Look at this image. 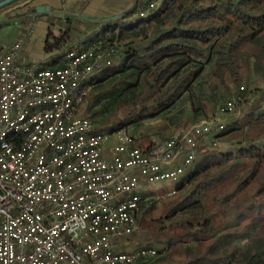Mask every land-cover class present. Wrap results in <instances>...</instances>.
I'll return each mask as SVG.
<instances>
[{"label": "trees", "instance_id": "trees-1", "mask_svg": "<svg viewBox=\"0 0 264 264\" xmlns=\"http://www.w3.org/2000/svg\"><path fill=\"white\" fill-rule=\"evenodd\" d=\"M64 21L58 34L50 33L48 21V67L63 65L65 50L77 40L99 39L118 50L89 80L81 105L100 132L170 121L188 104L190 117L175 123L186 128L211 117L210 106L239 97L240 113L199 141L197 160L169 190L177 195L163 203L158 219L147 216L159 191L142 196L148 199L136 221L145 244L136 249L160 254L149 264H264V86L251 87L249 80L252 72L264 79V0H134L107 19ZM163 132L160 141L181 133Z\"/></svg>", "mask_w": 264, "mask_h": 264}, {"label": "built area", "instance_id": "built-area-1", "mask_svg": "<svg viewBox=\"0 0 264 264\" xmlns=\"http://www.w3.org/2000/svg\"><path fill=\"white\" fill-rule=\"evenodd\" d=\"M37 14L23 18L21 30L6 52L0 53V129L5 124L26 127L0 148V264H142L157 256L145 248L137 256L120 251V238L137 228L139 205L148 197L131 198L124 187L174 179L197 158L199 141L220 130L218 115L233 114L237 98L165 141L140 145L128 129L121 139L114 132L63 141L75 126H95L83 113L73 123L65 115L74 108L62 102V92L77 75L96 64L112 62L118 50L106 46L98 53L91 45L85 58L72 60L78 44L65 52L68 61L32 78L34 63L22 62V52L33 35ZM243 87H241L242 89ZM88 92L74 100L83 102ZM41 96L61 98L56 109L39 112L27 124H17L19 112ZM97 210V218H90Z\"/></svg>", "mask_w": 264, "mask_h": 264}, {"label": "rangeland", "instance_id": "rangeland-1", "mask_svg": "<svg viewBox=\"0 0 264 264\" xmlns=\"http://www.w3.org/2000/svg\"><path fill=\"white\" fill-rule=\"evenodd\" d=\"M30 1L31 0H16L13 3H11V5L8 4L6 5V7L0 8V22L5 23V25H2V27H0V46L11 44L15 40L16 35L21 28L19 22L21 23L23 18L25 17V15H23L21 11L23 10L25 4ZM133 2L134 0H62L58 4L54 3L53 8L51 9V12L55 16H52L50 12L49 15L44 19V21L47 25H49L48 21L49 23H51L50 33L58 34L61 31V29L65 26L64 19L66 17L81 18L86 15L87 17L96 18V19H107L110 18L112 15L121 14L124 11L130 9L133 5ZM36 18L37 19L35 21V28L37 27L36 22L40 17L37 16ZM40 29H42V27H40ZM47 30H49V26ZM91 35L92 38H97V34L95 33V31H92ZM87 40L88 39L86 38L85 42H89ZM91 41H95V40H91ZM76 42L79 43L80 41L77 40L74 43ZM27 59H30V56L27 57ZM204 78L207 79V76ZM249 80L251 83V87L256 86L260 88L264 86V79L259 73H255V72L250 73ZM204 88L207 91L208 80H206ZM218 110H219L218 105L212 107L210 106L208 110L209 112L208 114L210 116L218 115ZM240 111H241L240 106L238 105L235 113L238 115ZM170 117H172L170 121H163L159 118L149 119L144 121L139 129H135L133 127H128L126 129H128V131L137 138V142L140 145L147 144L148 140L152 142L160 141V138L157 136V134L161 130L164 131L163 133L165 135H168L169 133L176 134L178 132H181L183 129L186 130L187 128L190 127L188 126L186 128H176V124H175L181 120H184L186 117L188 118L190 117L189 105L185 104L183 105V108H181L180 110L179 109L174 110L170 114ZM218 117H220L223 120L224 124L229 119V115H218ZM210 135L205 136L202 141L210 140ZM204 151L205 149L202 148L199 151V154L203 153ZM193 164L189 168H191ZM177 185H178V181L162 182L160 184H154L151 188L148 189L149 191L147 190L148 193L152 191H159L158 194L156 195L157 200H156L155 209L152 212H150L149 215L147 216L148 222H152L153 220H156L160 217V214L163 209V203L169 201L170 199L174 198L177 195V193H172L169 190L174 189ZM141 232L142 229L138 224L134 233L129 237V240H127L128 238H120L118 239V242L124 244L125 251L128 250L135 251L134 249H136L138 246L140 245L143 246L145 244L143 238L144 234H142ZM261 233L264 236V228L261 231ZM159 256L160 254L157 255L155 258H152L149 261L144 262L142 264H149L151 262H154L159 258Z\"/></svg>", "mask_w": 264, "mask_h": 264}, {"label": "bare ground", "instance_id": "bare-ground-1", "mask_svg": "<svg viewBox=\"0 0 264 264\" xmlns=\"http://www.w3.org/2000/svg\"><path fill=\"white\" fill-rule=\"evenodd\" d=\"M101 40L97 39L95 41H80L76 52H72V60H79V58H85L91 51V45H97ZM106 46L104 47L102 43L98 44V53H105ZM68 61V53L64 52L62 57L63 65ZM112 62L107 64H96L93 69L86 71L82 75H77L76 80L70 83L65 91L62 92V102H67V108L71 109L65 115V123H73L75 120L82 117L81 105L83 102H77L74 107V100L79 93L85 92L90 86L87 84L91 78H93L97 73L102 71L105 67L110 66ZM62 66V65H61ZM57 67H48L42 63L35 62L32 67V78H40L41 74L45 71H50L56 69ZM61 105V98H52L51 96H41L36 102H29L24 109L19 112V117H17V124H27L31 117L39 112L49 109H56V106ZM224 123L220 126V129L224 128ZM123 128L112 131L114 132V139H121V131ZM22 134H26V127L15 126V124H5L0 129V148L3 147L5 142L12 137H18ZM102 134H108V132H100L97 127L88 126H75L72 130L63 133V141L78 140L81 138H90L99 136ZM197 160V158H191L188 161V168ZM186 171H180L179 176L174 177V179H163L155 183H147L144 185H137L133 187H124V194H128L131 198H141L147 195V190L151 188L154 184H160L162 182H177L181 180ZM149 191V190H148ZM173 193V191H171ZM150 193V192H149ZM148 197V196H145ZM90 218H97V210H90ZM145 248H140L135 251H130V256H137L138 252H144Z\"/></svg>", "mask_w": 264, "mask_h": 264}, {"label": "crops", "instance_id": "crops-1", "mask_svg": "<svg viewBox=\"0 0 264 264\" xmlns=\"http://www.w3.org/2000/svg\"><path fill=\"white\" fill-rule=\"evenodd\" d=\"M61 1L62 0H31V3L28 4L26 7H24L23 10L21 11L23 14L29 7H34L35 5H40V4L45 5V6H49L48 13L37 14V16H39L40 18H38V21L36 22L37 27L35 28L33 35L27 40L26 44L24 45V49L22 52V62H24L26 64L38 62V63H42L45 66H47V63L51 62L53 60V58L50 54H45V52H44V42L47 38V29H48V25L45 23L44 19L51 12V9L53 8L54 3L58 4ZM31 14H33V13L31 12ZM50 14L52 16H55L52 12ZM83 17L86 18L87 16L85 15ZM21 24L22 23L19 22L20 26H21ZM39 26L42 27V29H40ZM20 30H21V28H20ZM20 30L18 31V33L20 32ZM18 33H17V35H18ZM17 35H16V37H17ZM11 44L1 45L0 46V53L6 52L9 49V47L11 46ZM29 56H30V59H27V57H29ZM61 61L62 60H60V63H61Z\"/></svg>", "mask_w": 264, "mask_h": 264}, {"label": "water", "instance_id": "water-1", "mask_svg": "<svg viewBox=\"0 0 264 264\" xmlns=\"http://www.w3.org/2000/svg\"><path fill=\"white\" fill-rule=\"evenodd\" d=\"M16 0H1L0 1V8L1 7H4L12 2H14ZM49 11V6H45V5H35L32 9V13H35V14H43V13H48ZM87 19H93L91 17H86ZM97 20H100V19H97ZM5 25V24H4Z\"/></svg>", "mask_w": 264, "mask_h": 264}, {"label": "flooded vegetation", "instance_id": "flooded-vegetation-1", "mask_svg": "<svg viewBox=\"0 0 264 264\" xmlns=\"http://www.w3.org/2000/svg\"><path fill=\"white\" fill-rule=\"evenodd\" d=\"M5 23H3V22H0V27H2V25H4Z\"/></svg>", "mask_w": 264, "mask_h": 264}]
</instances>
